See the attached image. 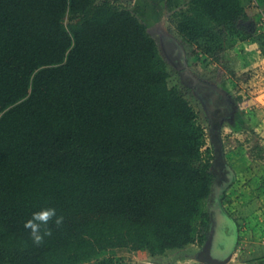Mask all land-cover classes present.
I'll use <instances>...</instances> for the list:
<instances>
[{
  "label": "trees",
  "instance_id": "1",
  "mask_svg": "<svg viewBox=\"0 0 264 264\" xmlns=\"http://www.w3.org/2000/svg\"><path fill=\"white\" fill-rule=\"evenodd\" d=\"M243 1L189 0L172 22L208 63L250 40L264 59ZM169 78L117 0H0V264H116L119 248L206 242L218 156ZM249 156L264 161V145ZM44 207L64 220L36 245L24 225Z\"/></svg>",
  "mask_w": 264,
  "mask_h": 264
},
{
  "label": "rangeland",
  "instance_id": "2",
  "mask_svg": "<svg viewBox=\"0 0 264 264\" xmlns=\"http://www.w3.org/2000/svg\"><path fill=\"white\" fill-rule=\"evenodd\" d=\"M124 6L130 7L141 21L147 24L149 32L156 38L160 52L167 63L170 73L168 80L170 87L178 88L184 97L198 112L200 121L205 127L207 147H215L217 159L214 160L213 171L216 174L214 195L205 203V209L214 214L215 242L212 249L214 257L229 259L219 264H250L257 257L252 248L244 241L245 234L240 228L241 208L244 202L240 198V185L233 191L227 190L222 198L217 197L219 187L223 186V178L227 173L226 167H235L232 170L235 177L240 172L237 162L250 151L257 143L264 145V129L259 125V120H264V109L261 107L264 99V69L260 66L240 63L235 50L226 52L215 63L204 61L203 56L197 54L193 47L187 44L178 34L172 19L174 13L186 9L189 0H117ZM251 0H244V4ZM264 7V1L257 0ZM254 10V9H252ZM67 22V20H66ZM246 24L251 25L250 21ZM261 33V31L259 32ZM171 43H173L171 45ZM182 52V53H181ZM184 55V69L190 76L217 89L228 100V118L219 120L222 115L220 110L209 113L203 99L199 98L191 87L189 75L183 77L179 69ZM257 58V57H256ZM260 71V75L255 72ZM241 97V100L239 99ZM260 99L257 102V98ZM256 100L257 104H247L248 100ZM222 103V102H220ZM234 107L236 110L233 111ZM252 107H254L252 109ZM251 108V110H250ZM254 111V117L252 115ZM210 114L213 116L212 119ZM252 115V116H251ZM233 116V117H231ZM259 119V120H258ZM264 126V122L262 121ZM233 155L231 153L233 152ZM227 165V166H226ZM238 171V172H237ZM234 182V181H233ZM239 182V180H237ZM218 187V188H217ZM238 192V196L236 193ZM257 203H254L256 206ZM234 217V218H233ZM236 223L235 227L233 221ZM213 226V225H212ZM206 243V242H205ZM198 242L190 244L184 249L167 251L161 257L154 258L147 250L131 251L119 248L114 252L116 264H208L202 250L205 246ZM89 264H96L92 261ZM257 264V263H256ZM260 264V263H258Z\"/></svg>",
  "mask_w": 264,
  "mask_h": 264
},
{
  "label": "crops",
  "instance_id": "3",
  "mask_svg": "<svg viewBox=\"0 0 264 264\" xmlns=\"http://www.w3.org/2000/svg\"><path fill=\"white\" fill-rule=\"evenodd\" d=\"M260 1L262 2L264 0ZM245 6L248 15L251 13H257L255 9L252 10L253 8H251L248 1L245 3ZM262 32H264V27L262 28ZM234 50L238 53L237 56L240 58L239 60L241 64H250L253 67L260 66L261 64L262 67H259V70L264 69V59L260 58L259 52L255 51L256 45L253 41L240 42ZM259 70L255 69L258 76L260 75ZM259 99L260 97L256 99L257 102ZM256 100L251 99L246 101V103L249 105L252 103L257 104ZM260 100L263 101L261 107L264 109V99L262 98ZM253 108L254 107H252V109ZM252 115L254 117V111H252ZM262 121L264 122V120H259L258 122L259 125L262 126L261 128L264 129ZM234 153H238L237 150L236 152L231 153V155ZM236 165L240 172L238 177H235L234 174L233 186L229 191H233L235 188L237 189V186L240 185L239 200L244 202L245 205L241 208V221L243 222V225L240 228L244 232L242 234H245L243 242L246 241L247 246L251 247L252 251L257 254V257L254 258L250 264H264V161L251 159L248 152L242 157L241 161L237 162ZM232 170L238 169L232 167ZM237 180H239V182H237ZM236 195L238 196V192ZM254 203H257L256 206H254ZM211 217L212 220H214V214L213 216L211 214ZM233 218H231L232 221ZM233 223L235 227L238 228L234 221ZM157 257L161 256H156L154 258Z\"/></svg>",
  "mask_w": 264,
  "mask_h": 264
},
{
  "label": "flooded vegetation",
  "instance_id": "4",
  "mask_svg": "<svg viewBox=\"0 0 264 264\" xmlns=\"http://www.w3.org/2000/svg\"><path fill=\"white\" fill-rule=\"evenodd\" d=\"M173 43H171L172 45ZM182 53V52H181ZM181 56L183 57L181 59V61L179 62H175L176 65L177 64H182V66L179 68L181 69L180 70V74L185 77V76H188L189 73L186 71V70H183L184 69V55L181 54ZM194 78L193 76H190L189 75V82L191 83V87L194 89L195 93L198 95L199 98L203 99V103L205 105V107L207 108L208 112L209 113H215L216 110H220V113L222 115L219 116V120L220 121H224V119H227L228 118V108H229V103H228V100L225 96H223V93H221L220 91L218 92L217 90L213 89L212 86L208 85V84H205V83H196V84H193L194 82ZM202 88H204L202 90ZM206 91L209 92V94L207 95L206 94ZM217 95L214 100H213V96L214 95ZM222 102V103H220ZM236 110V107H234L233 111ZM210 117L212 119V115L210 114ZM233 117V116H231ZM214 222V220H213ZM212 222V225L214 224Z\"/></svg>",
  "mask_w": 264,
  "mask_h": 264
},
{
  "label": "clouds",
  "instance_id": "5",
  "mask_svg": "<svg viewBox=\"0 0 264 264\" xmlns=\"http://www.w3.org/2000/svg\"><path fill=\"white\" fill-rule=\"evenodd\" d=\"M53 220L55 225L59 227L62 225L64 218L63 216H57L55 208L44 207L34 212L25 223L24 227L30 230V237L36 245L42 244L45 236L52 235L51 230L47 226Z\"/></svg>",
  "mask_w": 264,
  "mask_h": 264
},
{
  "label": "water",
  "instance_id": "6",
  "mask_svg": "<svg viewBox=\"0 0 264 264\" xmlns=\"http://www.w3.org/2000/svg\"><path fill=\"white\" fill-rule=\"evenodd\" d=\"M196 83H199V80L197 78H194L193 84H196ZM203 89L204 88H202V90ZM213 89H215V88H213ZM215 90H217V89H215ZM206 94L208 95L209 92L206 91ZM216 96H217L216 94L213 96V100ZM215 235H216L215 224H213V226L211 227V230L209 232V236L206 240L205 246L202 250V254L205 256V261L208 264H219V263L225 262L229 259V257H228L227 259L222 260V259H219V258L213 256L212 249H213L214 242H215Z\"/></svg>",
  "mask_w": 264,
  "mask_h": 264
},
{
  "label": "built area",
  "instance_id": "7",
  "mask_svg": "<svg viewBox=\"0 0 264 264\" xmlns=\"http://www.w3.org/2000/svg\"><path fill=\"white\" fill-rule=\"evenodd\" d=\"M251 8L255 9L257 13L249 15V21L252 23V27L254 26L258 32L262 31L264 27V8L257 0H251Z\"/></svg>",
  "mask_w": 264,
  "mask_h": 264
}]
</instances>
